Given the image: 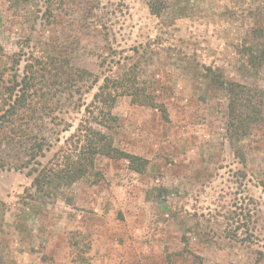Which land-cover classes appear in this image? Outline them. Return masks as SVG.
Listing matches in <instances>:
<instances>
[{
  "label": "rangeland",
  "instance_id": "obj_1",
  "mask_svg": "<svg viewBox=\"0 0 264 264\" xmlns=\"http://www.w3.org/2000/svg\"><path fill=\"white\" fill-rule=\"evenodd\" d=\"M260 35L264 0H0L3 83L31 65L28 94L52 106L27 127L51 145L40 165L16 170L26 140L0 147V264H264V123L231 143L224 96L201 78L264 91V66L245 54ZM51 61L87 75L66 90L47 81ZM133 68L165 113L119 97L108 133L145 172L98 157V183L38 191L30 171L81 123L97 128L86 109L102 80Z\"/></svg>",
  "mask_w": 264,
  "mask_h": 264
},
{
  "label": "trees",
  "instance_id": "obj_2",
  "mask_svg": "<svg viewBox=\"0 0 264 264\" xmlns=\"http://www.w3.org/2000/svg\"><path fill=\"white\" fill-rule=\"evenodd\" d=\"M150 12L158 15L160 10L150 6ZM262 38L264 37L261 35L256 37ZM245 54L248 55L247 60L251 68L264 66V43H261L256 51L245 50ZM45 64L46 68L43 67ZM40 65L46 73L47 81L53 82L52 84L60 83L66 90H70L72 83L82 81L87 75L86 71L70 66L69 61L59 64L51 61ZM29 69H32L31 65L25 67L22 79L14 80L11 85L3 83L4 70L0 71V147L3 145L13 149L16 145L22 146L30 142L27 147H23L24 158L16 170L29 168L32 164L40 165L37 159L44 157V152L49 151L51 147L43 137L38 141V138L28 131L29 128L27 129L28 125L35 121L34 116L38 111L52 110L50 98L40 88L32 92V95L28 94L32 88L31 77L28 76L32 71ZM204 70L206 74L201 75V78L210 81L209 85L215 91L221 92L226 101L227 138L231 143H238L247 138L255 127L264 123V91L226 81L211 69ZM138 76L133 68L129 74L105 77L102 80L90 107L86 109L97 128L81 123L76 135L67 141L68 149H59L47 165L30 171L29 175L35 174L32 184L38 191L51 192L56 196L79 181L90 180L93 184L98 183L102 178L95 166L98 157L115 161L125 160L131 172H145L147 161L116 148L112 136L108 133L112 128L111 123L116 121L111 110L119 97L127 96L133 104L165 113L163 104L157 103L146 91L145 86L138 82ZM44 84L42 83V86ZM0 166L5 170L4 163ZM65 203L71 205V199H66Z\"/></svg>",
  "mask_w": 264,
  "mask_h": 264
}]
</instances>
